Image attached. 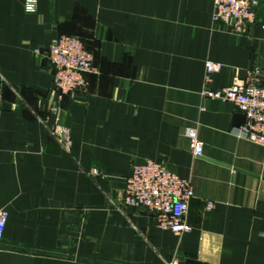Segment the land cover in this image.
I'll return each mask as SVG.
<instances>
[{
    "label": "crops",
    "instance_id": "obj_1",
    "mask_svg": "<svg viewBox=\"0 0 264 264\" xmlns=\"http://www.w3.org/2000/svg\"><path fill=\"white\" fill-rule=\"evenodd\" d=\"M212 8L37 0L28 13L24 0H0V264H264V147L233 134L244 123L233 104L202 94L207 62L222 64L211 90L244 82L255 65L264 85V0L243 32L213 22ZM63 34L91 50L96 72L59 101L47 54ZM146 160L192 182L190 232L121 205L132 166Z\"/></svg>",
    "mask_w": 264,
    "mask_h": 264
},
{
    "label": "built area",
    "instance_id": "obj_2",
    "mask_svg": "<svg viewBox=\"0 0 264 264\" xmlns=\"http://www.w3.org/2000/svg\"><path fill=\"white\" fill-rule=\"evenodd\" d=\"M258 3L259 0H212V20L217 24L231 26L237 32H243L256 22ZM36 9L37 0H24L26 12L33 13ZM47 59L54 69L53 84L59 101L65 96L85 90L88 76L96 72L91 50L74 35L63 34L57 37L48 48ZM221 68L222 64L206 63L202 94L233 104L245 118L242 126L233 129V134L264 147V85H261L259 79L260 67L255 65L249 69L244 82L211 90V74ZM58 110V107L51 109L53 113ZM52 134L60 146L70 152L69 131L55 124ZM187 135L193 155L201 156L202 142L192 130ZM193 197L194 188L189 179L178 176L164 163L146 160L132 166L121 192V205L146 211L154 217L159 228L180 235L192 230L187 222V213ZM212 206L213 202L206 203L207 210ZM7 219V210L0 209V241Z\"/></svg>",
    "mask_w": 264,
    "mask_h": 264
},
{
    "label": "water",
    "instance_id": "obj_3",
    "mask_svg": "<svg viewBox=\"0 0 264 264\" xmlns=\"http://www.w3.org/2000/svg\"><path fill=\"white\" fill-rule=\"evenodd\" d=\"M241 116H242L243 119H245L243 114ZM78 214H79V212L76 211V210H74V211H68V212L66 211V212L63 213V217L75 216V215H78ZM189 264H198V263H196V262H189Z\"/></svg>",
    "mask_w": 264,
    "mask_h": 264
}]
</instances>
